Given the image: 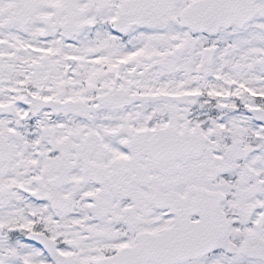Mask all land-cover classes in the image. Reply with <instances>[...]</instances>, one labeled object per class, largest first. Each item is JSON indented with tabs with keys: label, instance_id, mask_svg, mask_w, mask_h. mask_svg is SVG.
I'll return each instance as SVG.
<instances>
[{
	"label": "snow or ice",
	"instance_id": "1",
	"mask_svg": "<svg viewBox=\"0 0 264 264\" xmlns=\"http://www.w3.org/2000/svg\"><path fill=\"white\" fill-rule=\"evenodd\" d=\"M0 264H264V0H0Z\"/></svg>",
	"mask_w": 264,
	"mask_h": 264
}]
</instances>
